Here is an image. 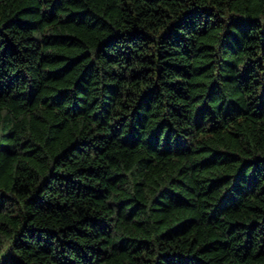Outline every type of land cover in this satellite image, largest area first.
I'll list each match as a JSON object with an SVG mask.
<instances>
[{
    "label": "trees",
    "instance_id": "trees-1",
    "mask_svg": "<svg viewBox=\"0 0 264 264\" xmlns=\"http://www.w3.org/2000/svg\"><path fill=\"white\" fill-rule=\"evenodd\" d=\"M0 264H264V0H0Z\"/></svg>",
    "mask_w": 264,
    "mask_h": 264
}]
</instances>
